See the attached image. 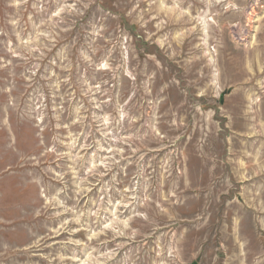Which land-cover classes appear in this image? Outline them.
I'll list each match as a JSON object with an SVG mask.
<instances>
[{"label": "rangeland", "instance_id": "1", "mask_svg": "<svg viewBox=\"0 0 264 264\" xmlns=\"http://www.w3.org/2000/svg\"><path fill=\"white\" fill-rule=\"evenodd\" d=\"M0 264H264V0H0Z\"/></svg>", "mask_w": 264, "mask_h": 264}]
</instances>
